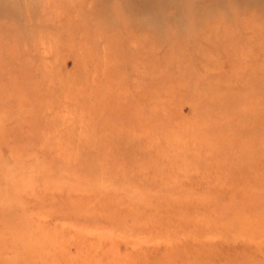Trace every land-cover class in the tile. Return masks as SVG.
Returning a JSON list of instances; mask_svg holds the SVG:
<instances>
[{
	"label": "rangeland",
	"instance_id": "1",
	"mask_svg": "<svg viewBox=\"0 0 264 264\" xmlns=\"http://www.w3.org/2000/svg\"><path fill=\"white\" fill-rule=\"evenodd\" d=\"M0 264H264V0H0Z\"/></svg>",
	"mask_w": 264,
	"mask_h": 264
}]
</instances>
